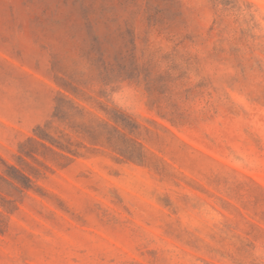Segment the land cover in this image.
<instances>
[{
  "label": "rangeland",
  "instance_id": "374dc122",
  "mask_svg": "<svg viewBox=\"0 0 264 264\" xmlns=\"http://www.w3.org/2000/svg\"><path fill=\"white\" fill-rule=\"evenodd\" d=\"M0 264H264V0H0Z\"/></svg>",
  "mask_w": 264,
  "mask_h": 264
}]
</instances>
